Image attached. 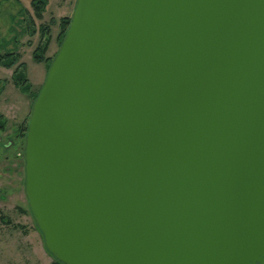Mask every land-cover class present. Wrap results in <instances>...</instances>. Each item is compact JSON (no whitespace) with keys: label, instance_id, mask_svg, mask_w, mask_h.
Here are the masks:
<instances>
[{"label":"water","instance_id":"95a60500","mask_svg":"<svg viewBox=\"0 0 264 264\" xmlns=\"http://www.w3.org/2000/svg\"><path fill=\"white\" fill-rule=\"evenodd\" d=\"M24 140L63 264H264V0H76Z\"/></svg>","mask_w":264,"mask_h":264},{"label":"rangeland","instance_id":"374dc122","mask_svg":"<svg viewBox=\"0 0 264 264\" xmlns=\"http://www.w3.org/2000/svg\"><path fill=\"white\" fill-rule=\"evenodd\" d=\"M29 2L0 0V52L17 49L31 89L39 91L46 67L32 59L39 36L31 32L37 24H49L51 41L46 55L53 59L59 48V18H71L76 0H48L42 18L32 19L35 25H31ZM11 73L12 68L0 66V115L6 120L0 128V264H50L54 258L44 246L24 192V139L33 98L14 86Z\"/></svg>","mask_w":264,"mask_h":264},{"label":"trees","instance_id":"16d2710c","mask_svg":"<svg viewBox=\"0 0 264 264\" xmlns=\"http://www.w3.org/2000/svg\"><path fill=\"white\" fill-rule=\"evenodd\" d=\"M30 5L33 8V16L30 14V20H34L35 18H42V13L45 12L48 0H29ZM32 20V21H33ZM71 18L69 17H60L58 21L59 32L56 36V41L58 42V46L63 40L66 30L69 26ZM31 21V25H35L34 21ZM54 20H52V23ZM38 33L39 40L34 46L32 50V59L38 63L43 62L46 65V70L48 69L52 58L51 56H47L46 52L49 48V44L51 41V34L49 29V24L42 22L40 24L35 25L31 35ZM0 66L5 68H12L11 80L15 87L22 93H25L32 96L33 101L36 98L38 91L32 90V85L26 74V65L24 62L20 61V53L19 51L12 50L5 53L0 52ZM2 86H0V92L2 91ZM32 104V103H31ZM5 118L0 115V128H4L5 126ZM50 264H63L62 262L54 259Z\"/></svg>","mask_w":264,"mask_h":264},{"label":"crops","instance_id":"0c3cea01","mask_svg":"<svg viewBox=\"0 0 264 264\" xmlns=\"http://www.w3.org/2000/svg\"><path fill=\"white\" fill-rule=\"evenodd\" d=\"M47 56H50V55L47 54ZM44 64H45V63H44ZM45 67H46V65H45ZM46 71H47V70H45V75H46Z\"/></svg>","mask_w":264,"mask_h":264}]
</instances>
